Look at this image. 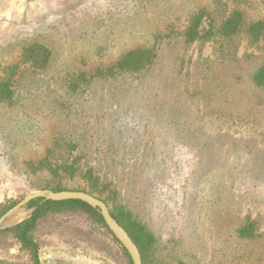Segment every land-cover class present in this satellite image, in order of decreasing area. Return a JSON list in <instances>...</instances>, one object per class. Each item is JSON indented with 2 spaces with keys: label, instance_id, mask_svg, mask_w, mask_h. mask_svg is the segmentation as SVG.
<instances>
[{
  "label": "rangeland",
  "instance_id": "obj_1",
  "mask_svg": "<svg viewBox=\"0 0 264 264\" xmlns=\"http://www.w3.org/2000/svg\"><path fill=\"white\" fill-rule=\"evenodd\" d=\"M199 9L216 24L238 9L243 30L264 17L261 0H0V81L24 45L51 53L43 69L22 65L12 100L0 103V205L50 192L38 190L55 184L49 175L22 167L50 150L53 163L78 159L114 185L155 238L153 264H264V89L252 81L264 38L241 31L186 44ZM134 48L153 49L148 69L94 77ZM57 182L81 187L78 176ZM247 223L254 236L240 239ZM42 225L41 264H125L110 238L103 249L83 240L78 228L91 224L79 217ZM29 262L15 240L0 239V263Z\"/></svg>",
  "mask_w": 264,
  "mask_h": 264
},
{
  "label": "trees",
  "instance_id": "obj_2",
  "mask_svg": "<svg viewBox=\"0 0 264 264\" xmlns=\"http://www.w3.org/2000/svg\"><path fill=\"white\" fill-rule=\"evenodd\" d=\"M261 4L264 7V0H261ZM205 21H208L207 26L203 25ZM243 23V13L238 9L231 10L218 24L214 23L210 11L199 9L190 15L188 25L182 35L186 44L210 41L215 38L230 40L241 31H244L248 40L253 43L264 38V17L252 20L244 30L242 29ZM50 55V50L38 42L24 45L18 61L5 68L6 76L0 81V103H9L12 100L13 81L22 65H28L33 69H43L49 63ZM154 58V51L151 48L130 49L122 53L113 64L97 69L94 77L104 78L120 74H138L148 69L153 64ZM252 81L256 87L264 89V65L254 72ZM73 87L71 86V89ZM66 148L72 152L76 146L69 143ZM22 167L25 174L46 173L49 175L50 180L54 181L55 184L44 185L38 190L50 192L65 190L57 180L61 178L74 179L78 176L81 180V187L77 190L89 193L105 203L112 218L127 232L138 248L142 264L154 263V236L134 217L131 211L119 204L114 185L104 181L94 168L89 167L82 170L78 159L53 163L50 159V150H46L43 157L37 161L23 160ZM17 203L18 201H8L0 205V217ZM26 209L30 211L26 217L14 225L0 229V239L10 237V239L15 240L19 244V249L29 256V264H41L39 242L36 236L40 228L44 226L42 224L52 219H65L72 216L79 217L87 224H91L83 225L86 229L78 228L79 232L86 237L83 240L103 249V241L110 238L115 246V256L123 258L125 264H132L128 253L108 230L98 210L86 203L79 200L52 201L37 197L29 201ZM254 232L253 223H247L237 229V235L240 239L252 238ZM56 262L58 261L55 260L54 264ZM178 264L185 263L179 262Z\"/></svg>",
  "mask_w": 264,
  "mask_h": 264
},
{
  "label": "water",
  "instance_id": "obj_3",
  "mask_svg": "<svg viewBox=\"0 0 264 264\" xmlns=\"http://www.w3.org/2000/svg\"><path fill=\"white\" fill-rule=\"evenodd\" d=\"M37 197H42L46 200H52V201L79 200L86 203L90 207L97 209L108 230L112 233V235L116 238V240L122 245V247L128 253L132 264H142L138 248L131 240L127 232L112 218L105 203H103L97 197L83 191H68V190L60 191V192L36 191L29 195H26L22 200H20L16 205L11 207L0 217V229H2L1 226L3 222L10 215L23 208H26V205L29 203V201Z\"/></svg>",
  "mask_w": 264,
  "mask_h": 264
}]
</instances>
